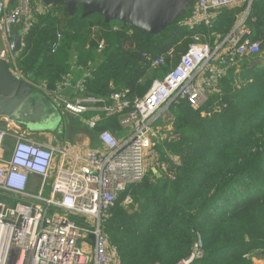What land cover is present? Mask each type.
<instances>
[{
    "label": "trees",
    "instance_id": "obj_1",
    "mask_svg": "<svg viewBox=\"0 0 264 264\" xmlns=\"http://www.w3.org/2000/svg\"><path fill=\"white\" fill-rule=\"evenodd\" d=\"M193 5L158 35L85 14L81 7L72 16L63 4L42 8L22 36L16 66L50 92L62 91L78 69L85 75L77 95L105 98L114 83L128 91L127 100L140 99L193 42L213 49L247 7L224 8L209 25L190 26L181 21L191 17ZM246 25L264 51V0L251 2ZM146 57L166 63L151 67ZM218 87L196 110L184 99L167 107L172 129L157 144L166 173L159 166L148 169L103 218L119 264H182L196 251L201 257L189 264L264 258V63L227 70ZM104 130L116 137L123 132L115 118L88 131ZM126 197L131 201L123 204Z\"/></svg>",
    "mask_w": 264,
    "mask_h": 264
},
{
    "label": "built area",
    "instance_id": "obj_2",
    "mask_svg": "<svg viewBox=\"0 0 264 264\" xmlns=\"http://www.w3.org/2000/svg\"><path fill=\"white\" fill-rule=\"evenodd\" d=\"M241 1L193 0L194 12L187 23L209 25L213 13L238 7ZM250 3L213 49L193 42L140 99L127 100L128 91L114 83H110L108 96L101 99L77 95L79 86L73 94L35 86L69 114L81 116L87 130H95L106 118H115L123 132L116 137L108 130L101 131L96 135L99 147L82 152L80 146L73 152L64 145L41 144L12 135L13 144L6 154L8 133L0 128V264L120 263L119 253L103 231V218L129 185L144 178L147 158L158 144L155 123L167 107L184 99L192 109L200 108L219 90V80L227 70L238 73L245 61L258 55L259 42L253 40L246 25ZM42 8L31 0H0V36L5 42L0 59L21 78L12 35L18 31L22 41L34 13ZM146 59L151 67L166 63L163 57ZM159 167L166 173L164 165ZM32 179L33 192L29 191ZM130 201L126 197L123 204ZM200 257L196 251L182 264Z\"/></svg>",
    "mask_w": 264,
    "mask_h": 264
},
{
    "label": "water",
    "instance_id": "obj_3",
    "mask_svg": "<svg viewBox=\"0 0 264 264\" xmlns=\"http://www.w3.org/2000/svg\"><path fill=\"white\" fill-rule=\"evenodd\" d=\"M192 2L193 0H41L40 4L43 8L63 4L69 16L74 15L81 7L85 14H97L149 35H158L183 16ZM12 39L15 50L20 51V33L14 32ZM35 89L27 79L14 75L7 62L0 59V118L12 121L21 129H41L27 123L42 115L40 107L34 101ZM35 112L38 114L37 118ZM152 170L156 172L155 169Z\"/></svg>",
    "mask_w": 264,
    "mask_h": 264
},
{
    "label": "rangeland",
    "instance_id": "obj_4",
    "mask_svg": "<svg viewBox=\"0 0 264 264\" xmlns=\"http://www.w3.org/2000/svg\"><path fill=\"white\" fill-rule=\"evenodd\" d=\"M31 1L32 4L40 5L41 0ZM184 20L187 19L184 18L181 22H183ZM2 49H5V42L0 36V50ZM244 63L247 65L264 63V51H260L253 60L245 61ZM72 74L73 76L71 75L72 77H70L64 84V90L62 89V93L73 94V89L79 86L82 78L85 75L82 70L78 69ZM32 83L34 84V86H38L33 81ZM34 101L36 106L40 107L42 115L38 117V114L35 112L36 118L38 117L37 120H29L27 121V123L36 127H40L41 129H38L37 131H41L39 133H36L28 131V129L24 128L23 131H27L29 137L36 138L37 136H43L45 132L51 133L55 136V139L57 140V142L54 143L55 145H64V147L70 148L73 152H75V148H77L76 146H78V140L84 139L85 137L90 138V141L91 138L93 140V136L91 134H88V136L85 132L87 129L83 124V119L81 116L75 117L69 114L67 111H65L62 106L58 105V103L55 102L53 98L47 96L45 93H43L37 88L34 92ZM173 120L174 117L169 113V111H164V114L160 118V123L158 124V147H161L165 137H168L167 133L170 132L172 129ZM8 141L10 142H7L8 145L13 143V141H11L10 139ZM79 150L82 152V150L87 149H84L82 146H80ZM147 161L148 169L150 167L152 169H156L158 166L162 165L160 161V151L159 149L157 150V144H155V146L151 149ZM33 185L35 186V181H33ZM29 191L33 192L34 188H29Z\"/></svg>",
    "mask_w": 264,
    "mask_h": 264
},
{
    "label": "crops",
    "instance_id": "obj_5",
    "mask_svg": "<svg viewBox=\"0 0 264 264\" xmlns=\"http://www.w3.org/2000/svg\"><path fill=\"white\" fill-rule=\"evenodd\" d=\"M253 0H251V2H252ZM249 4L250 3V0H242L241 1V3L239 4V6L238 7H240V6H242V5H244V4ZM250 5H251V3H250ZM193 12H194V5H193V10H192V15H193ZM191 15V16H192ZM216 15V12L215 13H213V17ZM212 17V16H211ZM213 17H212V20H213ZM201 17H199V19H200ZM187 20H189V18L187 19ZM201 20V19H200ZM247 61H249V59L247 60ZM13 73V72H12ZM27 80L29 81V82H31L32 83V80L31 79H28L27 78ZM33 84V83H32ZM34 85V84H33ZM38 89V88H37ZM40 91H42L41 89H39ZM43 93H44V91H42ZM164 113H162V115H163ZM161 115V116H162ZM155 125H156V127H157V130H158V124H156L155 123ZM0 128L1 129H3V130H5L7 133H8V136L6 137V139H5V141H4V144H5V147H6V154H9V152H10V150H11V147H12V144H10L9 146H7V142H9L8 140L10 139L11 141H13V138H12V135H14V136H24V137H27V138H29V139H31V140H33V141H35V142H38V143H41V144H50V145H54V143H56L57 142V140L55 139V136L53 135V134H51V133H48V132H45L44 134H43V136H41V137H39V136H37L36 138H31V137H29V135H28V133H27V131L25 132V131H23V128L21 129V128H18L17 126H15V124L12 122V121H10V120H8V119H6V118H0ZM26 130V129H25ZM28 131H30V130H28ZM41 130H39V131H37V130H33V131H31V132H36V133H39ZM86 133H87V135L88 134H91L92 136H93V140H92V138H91V141H90V138H87V137H85L84 139H80V140H78V146H82L84 149L86 148H89V149H92V148H98L99 147V144H98V142H97V139H96V133L95 134H93V133H91L90 131H88V130H86L85 131ZM89 136V135H88ZM89 139V140H88ZM10 143V142H9ZM149 169H151L152 170V168L150 167ZM153 171V170H152ZM33 181H34V179H32L30 182H29V188H35V186L33 185ZM253 264H264V258H262V257H258V258H255L254 260H253Z\"/></svg>",
    "mask_w": 264,
    "mask_h": 264
}]
</instances>
